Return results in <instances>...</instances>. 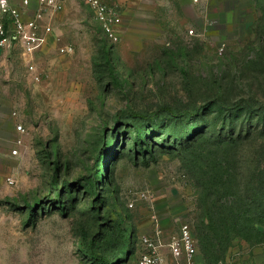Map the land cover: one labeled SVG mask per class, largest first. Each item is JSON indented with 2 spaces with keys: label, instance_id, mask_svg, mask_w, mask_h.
<instances>
[{
  "label": "rangeland",
  "instance_id": "obj_1",
  "mask_svg": "<svg viewBox=\"0 0 264 264\" xmlns=\"http://www.w3.org/2000/svg\"><path fill=\"white\" fill-rule=\"evenodd\" d=\"M189 2L111 43L75 0L31 63L0 49V264H138L194 221L198 263L264 264V0Z\"/></svg>",
  "mask_w": 264,
  "mask_h": 264
},
{
  "label": "built area",
  "instance_id": "obj_2",
  "mask_svg": "<svg viewBox=\"0 0 264 264\" xmlns=\"http://www.w3.org/2000/svg\"><path fill=\"white\" fill-rule=\"evenodd\" d=\"M37 9L27 19L23 18L24 11L12 0H0V49H6L11 42L19 45L26 62L32 61L33 54L42 48L47 41V35L51 33V27L45 22V16L62 10L60 0H36ZM92 11L94 20L99 25L102 34L109 42H116L119 39L120 18L113 7L106 5L102 0H83ZM193 3L196 0H192ZM22 6H28V0H20ZM192 33V30L188 31ZM71 46H66L60 51L63 53L72 52ZM30 68L32 66L30 65ZM19 134L24 133L21 125L15 128ZM21 139L16 137L12 155L18 153ZM6 181L12 183L10 178ZM140 197L147 198L144 192ZM132 204H129L131 207ZM144 252L141 254L138 264H201L196 261L197 248L193 233L187 223L181 224L179 232L163 239V232L156 230L152 236L143 235L140 237ZM166 247L171 258L168 263L161 253Z\"/></svg>",
  "mask_w": 264,
  "mask_h": 264
},
{
  "label": "crops",
  "instance_id": "obj_3",
  "mask_svg": "<svg viewBox=\"0 0 264 264\" xmlns=\"http://www.w3.org/2000/svg\"><path fill=\"white\" fill-rule=\"evenodd\" d=\"M28 6H22L20 0H12L13 4H18L24 14L23 18H29L37 9L36 0H28ZM62 2V10L45 16V22L51 27V33L48 34L47 42L55 36V31L70 27L69 15L73 13L72 5L75 0H60ZM190 0H102L108 6L114 8L116 14L120 18L119 37L142 41L144 38H151L146 30H159L163 28V22L168 18L177 17V13L184 12V3L190 6L194 13L195 8L189 2ZM77 9L75 10V12ZM196 13V12H195ZM64 18V22L62 19ZM159 33V31L157 32ZM156 33V34H157ZM167 235L163 239L166 240ZM162 255L168 263L171 262L170 254L166 247L161 249Z\"/></svg>",
  "mask_w": 264,
  "mask_h": 264
},
{
  "label": "trees",
  "instance_id": "obj_4",
  "mask_svg": "<svg viewBox=\"0 0 264 264\" xmlns=\"http://www.w3.org/2000/svg\"><path fill=\"white\" fill-rule=\"evenodd\" d=\"M162 110H165L166 112H168V113H170V114H177L178 112H176L175 110H173L172 108H170V107H164V108H162ZM193 112L194 113H197L198 112V108H195L194 110H193ZM141 116V118H143V119H151V118H153L154 116H155V114H152V115H140ZM207 184H208V182H206ZM209 195V194H208ZM208 195H206L205 196V198H207L208 197ZM205 217L207 218V219H209V216H208V210H206V214H205ZM195 223L193 224V230H191V231H195V232H198V230H200V225H202L203 224V221H200L199 222V224H196V221H194ZM198 223V222H197ZM191 229V228H190ZM193 233V232H192ZM193 236H194V238H195V235H194V233H193ZM94 239H95V237H93L92 239H91V244L94 242Z\"/></svg>",
  "mask_w": 264,
  "mask_h": 264
}]
</instances>
